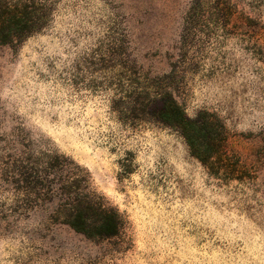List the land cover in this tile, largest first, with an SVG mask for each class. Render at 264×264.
Instances as JSON below:
<instances>
[{
	"label": "rangeland",
	"instance_id": "rangeland-1",
	"mask_svg": "<svg viewBox=\"0 0 264 264\" xmlns=\"http://www.w3.org/2000/svg\"><path fill=\"white\" fill-rule=\"evenodd\" d=\"M48 2L44 29L0 46V264H264V0ZM158 83L219 120L240 180L121 115ZM46 156L117 211L116 237L54 221L34 184Z\"/></svg>",
	"mask_w": 264,
	"mask_h": 264
},
{
	"label": "trees",
	"instance_id": "trees-1",
	"mask_svg": "<svg viewBox=\"0 0 264 264\" xmlns=\"http://www.w3.org/2000/svg\"><path fill=\"white\" fill-rule=\"evenodd\" d=\"M48 1L0 2V46L20 42L44 29L51 9ZM157 85L141 88L143 92L134 93L136 98L129 101L120 100L121 115L127 119L128 111L134 119L176 131L189 154L211 175L240 180L239 164L228 150L227 134L219 120L204 111L188 117L162 83ZM35 179L41 196H48L56 204L54 221L86 238L108 239L119 234L121 217L89 189L84 175L72 163L58 156H46Z\"/></svg>",
	"mask_w": 264,
	"mask_h": 264
}]
</instances>
